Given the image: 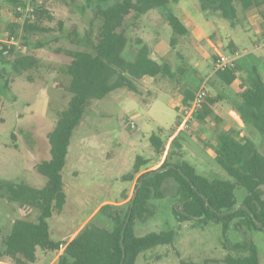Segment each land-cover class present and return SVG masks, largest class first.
Wrapping results in <instances>:
<instances>
[{
    "label": "rangeland",
    "instance_id": "rangeland-1",
    "mask_svg": "<svg viewBox=\"0 0 264 264\" xmlns=\"http://www.w3.org/2000/svg\"><path fill=\"white\" fill-rule=\"evenodd\" d=\"M259 1L258 7L249 10L239 6L235 25L219 13L203 12L198 0H174L167 8L139 17L133 15L124 25L134 46L140 38L158 54L168 47L164 57L174 67L186 69L188 84L194 88L205 84L208 96L224 98L215 104L212 118H197L182 134L184 160L211 180L231 179L215 159L221 134L242 142L244 135L264 151V136L253 126H247L231 103L241 99L243 82L249 86L252 79L264 80V0ZM94 7V0H29L23 9L32 10L33 14L34 9L43 8L46 14L40 22L51 31L25 40L21 27L26 21L25 14L21 15L6 0H0V44L14 46V55H26L34 50L43 59L42 70L32 73L33 82L13 74L10 66H0V250L14 221H38V209L23 208L20 203L9 200L7 185L40 189L46 183L36 166L50 159L48 135L71 98L65 89L71 81L64 64L66 60L58 51H89L77 43L89 30L94 31L93 38L97 35L99 21L91 24ZM170 13L180 16L191 31L175 49L169 44L172 29L166 18ZM13 22L20 27L11 43L8 25ZM230 44L234 45V51L229 48ZM133 53L130 48L127 59L133 58ZM214 55L236 58L240 78L233 85H226L212 73ZM134 86L137 91L117 89L103 100L90 101L73 132L62 172L67 203L61 212L55 210L49 220L54 240L69 241L88 223L113 230V221L101 212L103 206H112L125 215L141 173L160 169L173 138L170 130L179 114L173 105L181 95L164 79L147 77ZM154 134L167 141L163 157L152 146ZM140 157L149 162L135 175L133 168ZM164 189V198L151 203L154 215L139 223L136 233L145 235L173 229L175 243L142 253L136 264H226L224 259L228 254H237L227 247L219 225L202 228L188 222L180 224L171 214L175 186L169 181ZM228 239L233 249L245 240L252 241L264 264L263 231H250L247 227L237 230L231 226ZM55 255L39 251L38 260L33 264H59L58 258L54 260ZM0 264L18 263L3 258Z\"/></svg>",
    "mask_w": 264,
    "mask_h": 264
},
{
    "label": "trees",
    "instance_id": "trees-1",
    "mask_svg": "<svg viewBox=\"0 0 264 264\" xmlns=\"http://www.w3.org/2000/svg\"><path fill=\"white\" fill-rule=\"evenodd\" d=\"M6 1L15 8L26 7L29 2ZM94 1V19L91 24L94 20L99 21L97 35L93 38L94 31L89 30L84 38L78 40L80 43H77L86 46L89 51H58L66 60L64 64L71 81L65 89L71 94V98L67 109L59 113L57 122L48 135L50 159L43 160L36 166L37 172L46 178V183L40 189L28 185H7L9 200L20 203L23 208L33 206L38 209V221L16 220L13 223L9 235L3 239L0 260L11 258L18 264H33L36 262L38 249L58 255L64 248V253L58 258L59 264H136L142 253L162 245L173 246L175 243L176 233L173 229L145 235L136 233L137 225L154 215L151 203L164 198V186L171 181L175 186L171 214L180 224L188 222L202 228L210 224L219 225L227 247L237 253L228 254L224 259L226 264H261L256 244L245 240L233 249L228 243V233L231 226L237 230L247 227L250 231L254 229L264 232V151L244 135L242 142L221 134L215 159L231 179L211 180L199 174L193 165L184 160V132L176 135L182 120L179 108H176L179 114L175 126L170 130L173 137L170 147L160 169L154 171L156 174L141 173L142 166L149 159L137 158L133 172L141 175L137 179V192L135 191L125 215L109 205L101 209L113 221V230L88 223L69 241L54 240L51 237L49 220L55 210L61 212L67 203L62 172L73 132L81 123L90 101L103 100L117 89L137 91L134 83L147 77L168 80L181 93L183 105L189 104L196 94V88L186 81L187 71L183 66L174 67L167 57L160 56L140 38L134 46L124 28L131 16L139 17L152 10L167 8L174 0ZM198 1L203 12L219 13L230 20L232 25L236 23L239 6L243 10H249L260 5L259 0ZM45 14L43 8H37L33 14L25 16L26 21L21 26L25 40L51 31L40 22ZM166 21L172 29L169 44L175 49L191 32L175 13H170ZM19 27L17 22L8 25L9 41L15 39L14 35ZM130 48L134 55L127 59L126 53ZM229 48L233 51L235 49L233 44ZM41 57L34 50L26 55H14V46L0 44V66H10L13 74L23 76L29 82L34 80V71L42 70ZM217 58V55L213 56L214 60ZM239 70V64L235 62L226 70L214 74L231 86L239 80ZM245 83L241 84V99L231 103L243 122L247 126H253L264 136V80L252 79L249 86ZM221 99L224 98L208 96L198 111L196 120L212 118L214 106ZM161 133L163 132L160 131ZM151 143L156 153L163 157L167 141L161 135L154 134ZM258 223H262L263 228H259Z\"/></svg>",
    "mask_w": 264,
    "mask_h": 264
},
{
    "label": "built area",
    "instance_id": "built-area-1",
    "mask_svg": "<svg viewBox=\"0 0 264 264\" xmlns=\"http://www.w3.org/2000/svg\"><path fill=\"white\" fill-rule=\"evenodd\" d=\"M19 13L21 15H28L32 12V10H24L23 6L17 7ZM14 38H12L11 43ZM263 47H264V41H263ZM218 58L214 60L213 64V72L218 71H224L226 68L230 65H233L236 62V58L228 59L226 57L217 55ZM208 97V91L206 90L205 84L196 92L194 99L187 105H183L182 103L179 105L180 113L182 115V120L180 122V125L177 128V134L181 132H185L188 130L192 124L196 121V117L198 114V111L202 108L203 103L205 99ZM131 126L134 127V123H131Z\"/></svg>",
    "mask_w": 264,
    "mask_h": 264
},
{
    "label": "crops",
    "instance_id": "crops-1",
    "mask_svg": "<svg viewBox=\"0 0 264 264\" xmlns=\"http://www.w3.org/2000/svg\"><path fill=\"white\" fill-rule=\"evenodd\" d=\"M180 17V16H179ZM181 18V17H180ZM183 21V20H182ZM184 22V21H183ZM185 23V22H184ZM187 25V24H186ZM188 26V25H187ZM189 28V27H188ZM191 32V31H190ZM163 47L165 46V43H162L161 44ZM169 48L167 47V48H165V51L164 52H162V53H159L160 54V56H162V57H164V56H166L165 54H168V50ZM212 73H213V69H212ZM188 85H190V86H192L191 84H188ZM204 84H202V85H199L198 86V88H196V92L203 86ZM180 95H181V93H179ZM210 97H213V96H210ZM176 102H178V103H175L174 105H173V108L176 110V108L177 107H179V105L182 103V95L181 96H178V101H176ZM177 104V105H176ZM215 108V107H214ZM232 112H234V111H232ZM232 112H230V113H232ZM236 112V111H235ZM15 222V221H14ZM76 236V235H75ZM74 236V237H75ZM73 237V238H74ZM71 240V239H70ZM39 251H43V250H41V249H38V251H37V259H36V261L38 260V257H39ZM45 254L47 253L48 254V252H45V251H43ZM64 253V248H62L61 249V251H60V253L58 254V255H55L56 257H55V259L54 260H56L57 258H59L62 254ZM45 261H47V260H45ZM51 264V263H50Z\"/></svg>",
    "mask_w": 264,
    "mask_h": 264
},
{
    "label": "water",
    "instance_id": "water-1",
    "mask_svg": "<svg viewBox=\"0 0 264 264\" xmlns=\"http://www.w3.org/2000/svg\"><path fill=\"white\" fill-rule=\"evenodd\" d=\"M155 174H156V172H153L151 175H155ZM141 181H143V178L141 179ZM258 226H259V228H263V224L262 223H258Z\"/></svg>",
    "mask_w": 264,
    "mask_h": 264
}]
</instances>
